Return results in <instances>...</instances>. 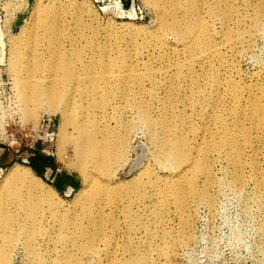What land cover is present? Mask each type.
<instances>
[{"label": "rangeland", "instance_id": "rangeland-1", "mask_svg": "<svg viewBox=\"0 0 264 264\" xmlns=\"http://www.w3.org/2000/svg\"><path fill=\"white\" fill-rule=\"evenodd\" d=\"M40 1L43 5L81 6L86 32L105 41L114 56L121 53L122 60L126 55V68L142 74L140 81L121 82V136L129 140L124 152L128 159L109 178L121 182V194H98L94 191L98 180L90 178L92 166L89 171L80 168L71 142H61L63 132L71 127L64 124L65 107L60 99L33 97L28 107L37 110V117L22 116L25 106L13 84L9 59L29 38L22 26L29 25L37 0H0V149L7 153L0 155V205L8 199L5 177L14 165L21 164L36 173L35 183L60 208L55 221L44 220L47 225L54 232L63 226L75 238L80 234L70 264H128L140 259L143 264H264V143L253 138L247 148L241 182L230 172L232 165L224 151L210 156V176L195 179L197 194L190 193V173L184 177L187 185L177 193L164 178L177 179L179 165L163 167L157 161L159 130L150 128L139 113L143 107L159 118L173 105L188 117L185 131L192 147L212 142L211 134L218 137L220 126L214 123V114L249 126L243 114L248 112V98L264 90V18L256 27V12L264 13V0H208L211 8L201 13L208 33L202 37L220 46V56L194 64L182 39L161 28L152 0H135L134 4L132 0ZM47 8L43 6V10ZM178 15L188 19L183 8ZM230 38L234 40L229 42ZM188 55L184 72L193 70L196 82L171 81L166 72L172 61L185 62ZM210 70L216 72L215 85L206 82ZM232 85L241 90L238 100ZM193 90L202 94L212 90L214 98L193 106ZM161 188L167 189L164 206ZM179 195L186 198V211L179 207ZM88 231H100L101 236L88 242L83 239ZM85 246H90V253L83 251ZM27 263L22 253L12 261Z\"/></svg>", "mask_w": 264, "mask_h": 264}, {"label": "bare ground", "instance_id": "bare-ground-1", "mask_svg": "<svg viewBox=\"0 0 264 264\" xmlns=\"http://www.w3.org/2000/svg\"><path fill=\"white\" fill-rule=\"evenodd\" d=\"M152 2L159 11L161 28L174 32L182 39L185 51L188 52L189 47L192 52L193 64L202 58L211 62L220 56V46L211 45L208 39L203 41L202 37L208 33V25L201 18L202 11L211 8L208 0ZM43 6L48 8L43 10ZM181 8L187 13V20L186 16L184 19L179 17L178 11ZM263 18L264 13L258 10L256 27ZM28 20L29 25L24 24L22 32L27 31L29 38L23 46L14 49L9 59L13 84L18 89L20 104L25 106L22 116L28 119L37 117V110L28 107L33 97L59 98L65 107L64 124L66 128L71 127V131L63 132L61 142H71L81 164L80 168L84 167L89 171L92 166L90 178L98 180L94 190L96 193L121 194V182L109 179L121 167V161L126 162L128 159L124 152L129 140L127 136H121V82L127 83L132 78L140 81L142 74L126 68V55H123L122 60L121 53L114 56L112 48L105 41L97 40L94 35L86 32L87 23L81 6H55L54 3L43 5L37 0ZM228 40L232 42L234 38ZM189 59L188 55L185 62L172 61L166 72L171 81L183 78L190 85L196 82L193 70L184 72ZM206 82L211 85L217 83L214 70L206 75ZM232 87L238 100L241 90L238 85ZM211 91L202 94L193 90L190 102L195 106L214 98ZM202 95L203 98L200 99ZM247 106L248 112L243 114L246 113L245 119L249 126H246V122L245 127L214 114V123L220 126L218 137L211 134L212 142L199 147L191 146L185 131L188 117L178 113L173 105L168 106L167 111L162 112L159 118L152 116L143 107L139 108L140 115L149 127L159 130L154 154L157 161L163 167L179 165L180 176L177 179L169 176L164 178L171 183L172 190L180 193L187 185L184 177H188L190 173V193L197 194L198 190L193 184L195 179L200 175L210 176V156L224 151H228V160L232 165L230 172L235 180L241 182L244 179L243 155L247 154L253 138L264 143V90L250 95ZM192 130L195 132V128ZM33 175L36 173L30 167L16 164L5 177L9 183L6 189L8 199L4 205H0V264H12L19 253L30 264H70L71 252L74 247L79 248L80 234L77 238L67 235L63 226L55 233L52 226L47 225L44 220H54L55 213L60 212V208L56 205L57 201L38 187ZM97 176L99 179H96ZM160 191L164 206L167 202V189L161 188ZM177 200L179 207L186 211V198L179 195ZM45 210H48L47 214L43 215ZM185 221L188 225L189 218ZM101 225V222L96 224L99 229ZM97 232H85L83 239L95 242L101 236L100 231L95 234ZM90 249V246H85L83 251L90 253ZM128 264H143V260L130 261Z\"/></svg>", "mask_w": 264, "mask_h": 264}, {"label": "crops", "instance_id": "crops-1", "mask_svg": "<svg viewBox=\"0 0 264 264\" xmlns=\"http://www.w3.org/2000/svg\"><path fill=\"white\" fill-rule=\"evenodd\" d=\"M7 153H6V150L2 147L1 149H0V155H6Z\"/></svg>", "mask_w": 264, "mask_h": 264}, {"label": "built area", "instance_id": "built-area-1", "mask_svg": "<svg viewBox=\"0 0 264 264\" xmlns=\"http://www.w3.org/2000/svg\"><path fill=\"white\" fill-rule=\"evenodd\" d=\"M134 1H135V0H132V3H133V4H134Z\"/></svg>", "mask_w": 264, "mask_h": 264}]
</instances>
